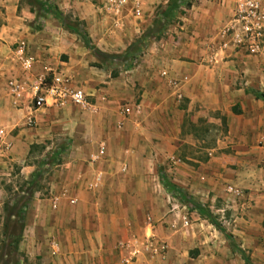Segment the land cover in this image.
Instances as JSON below:
<instances>
[{
  "label": "crops",
  "instance_id": "0c3cea01",
  "mask_svg": "<svg viewBox=\"0 0 264 264\" xmlns=\"http://www.w3.org/2000/svg\"><path fill=\"white\" fill-rule=\"evenodd\" d=\"M154 1L157 5L149 22L145 13H150L153 0H53L62 13L70 12L83 22L90 44L107 54L123 52L151 24L156 9L167 0ZM235 1L188 0V6L182 3L164 30L165 39L160 37L154 44L155 39H150L132 67L117 68L112 73L111 65L101 64L56 19L40 17L39 28L35 29L30 25L35 14L28 6L17 11L18 0H0V134L9 143V148L0 152V230L3 204L10 205L22 193L30 174L53 150H60L57 163L43 174L23 213L18 252L25 264H153V227L135 212L142 205L137 195L145 171L110 169L116 160L110 145L128 143L134 116H139L137 124L141 125L153 112H173L175 96L216 111L221 109L222 98H243L252 91L264 94V42L261 51L251 56L218 50L217 32L229 20ZM20 43L25 55L33 59L27 71L22 70L14 54ZM45 72L47 82L56 72L65 74L72 85L83 89L88 106H57L48 98L37 109L29 110L26 100L19 107L13 106L6 81L18 78L31 82ZM173 79L177 80L176 86L170 84ZM135 102L141 112L127 115L121 124L124 132L119 134V107ZM29 114L31 126L25 124ZM64 141L68 150L50 147ZM99 142L104 144V151L91 163L89 155ZM36 147L38 151L31 156ZM219 167L214 169L217 175L224 170ZM121 171L123 174H119ZM117 176L132 185L131 189L127 187L128 192L118 193L123 190ZM122 194L132 196L127 202ZM127 208L133 210L131 215L124 211ZM235 222L233 237L248 242L252 223L241 217H235ZM143 242L149 252L140 251ZM215 251L194 252L193 256L185 252L187 259L181 261L243 264L231 250ZM172 253L169 260L179 262V256ZM260 253L263 264L264 252ZM144 254L152 261L148 262Z\"/></svg>",
  "mask_w": 264,
  "mask_h": 264
},
{
  "label": "rangeland",
  "instance_id": "374dc122",
  "mask_svg": "<svg viewBox=\"0 0 264 264\" xmlns=\"http://www.w3.org/2000/svg\"><path fill=\"white\" fill-rule=\"evenodd\" d=\"M156 3L153 0L152 9L149 5L150 13H145L149 22ZM25 5L23 1H18L17 7L20 9ZM66 14L74 18L70 12ZM165 36L164 32L161 39ZM155 41H152L153 44ZM110 68L112 73H116L117 68L122 67L116 63ZM171 105L173 112H165L164 109L153 112L141 125L137 124L139 116H134L136 121L131 122L132 133L128 143L110 145V152L116 155L110 169L140 168L145 171L142 189L137 195L142 205L135 212L137 215L139 212L141 220L153 227V264H183L181 259H187L186 253L193 256L194 252H211L213 249L215 252L230 251L222 234L209 222L163 190L157 178L159 166L174 184L207 207L232 237L236 228L235 217L248 218L252 223L251 239L243 241L244 244L236 236L233 240L251 264H261L263 255L260 252H264V184L260 171L264 156L262 101L255 99L251 93L243 98L225 97L221 99V109L211 111L197 101L189 103L187 97L175 96ZM122 127L116 125L119 134L124 132ZM52 146L62 147L63 151L69 149L65 141ZM37 151L38 147L33 148L31 156ZM217 164L224 169L220 175L214 173ZM149 175L152 177H147ZM117 177L122 186L120 190H123L118 193L128 192L127 187L131 189L132 185L125 183V178ZM229 185L240 190V195L233 197L228 194L225 188ZM130 196L123 198L128 202ZM124 211L127 215L133 213L128 208ZM201 233H204V238ZM143 244L145 242L141 244L140 251L149 252ZM146 246H149L148 242ZM171 253L179 256V262L169 260ZM234 253L242 261L240 255ZM144 256L148 262L152 261L149 256Z\"/></svg>",
  "mask_w": 264,
  "mask_h": 264
},
{
  "label": "trees",
  "instance_id": "16d2710c",
  "mask_svg": "<svg viewBox=\"0 0 264 264\" xmlns=\"http://www.w3.org/2000/svg\"><path fill=\"white\" fill-rule=\"evenodd\" d=\"M23 1L29 8L30 12H34V18L30 25L33 28H39L38 21L40 17L50 16L56 19L60 26L75 34L82 42L83 46L99 59L101 64L113 65L118 63L123 69L132 67L138 56L142 54L146 43L150 39H158L162 36L167 25L173 19L177 8L183 3L189 5L188 0H167L163 6L156 9L151 24L134 39L121 54H107L99 51L89 42L87 33L84 30L83 22L76 18H70L68 14L62 13L53 0H18ZM18 9V7H17ZM255 99L262 101L264 105V94L257 91L251 92ZM60 150H53L49 158L44 159L40 168L32 172L29 179L24 182L22 193L8 205L3 204V221L0 230V264H25V258L18 252V243L21 239L23 230V213L28 201L31 198L32 192L39 184V180L43 174L48 173L50 166L57 163ZM158 182L163 190L175 199L178 203L185 205L188 210L195 212L200 218L211 224L227 241L232 252H237L242 259L243 264H251L249 258L244 254L234 242L232 235L216 220V217L203 204L192 198L181 187L174 184L163 168H157Z\"/></svg>",
  "mask_w": 264,
  "mask_h": 264
},
{
  "label": "built area",
  "instance_id": "2783aa9c",
  "mask_svg": "<svg viewBox=\"0 0 264 264\" xmlns=\"http://www.w3.org/2000/svg\"><path fill=\"white\" fill-rule=\"evenodd\" d=\"M137 14L138 2H134ZM218 50H226L233 53H243L246 55L258 54L264 42V3L259 0H236L229 20L217 32ZM23 43L18 44L14 49V54L20 63L22 70L30 69L33 61L32 57L25 55ZM48 72L37 75L31 82L18 78H10L6 81V88L13 106L19 107L23 101H27L28 109L41 108L46 104L48 98L51 104H70L80 109L88 106L86 95L82 88L76 87L69 82L67 76L61 72L51 75L47 82ZM161 75H166L161 71ZM172 86L177 85V80L170 81ZM141 107L138 103H126L119 110L120 119L118 126L123 119L131 114H139ZM33 123L31 115L25 118V124L30 126ZM9 148V143L2 140L0 134V152ZM104 144L99 142L96 151L89 155L88 161L95 162L103 153ZM262 180L264 184V156L261 161ZM225 191L233 197L240 195V190L233 186H226Z\"/></svg>",
  "mask_w": 264,
  "mask_h": 264
}]
</instances>
